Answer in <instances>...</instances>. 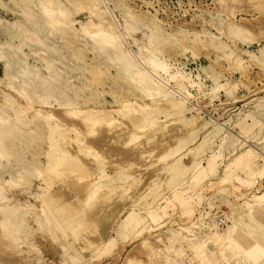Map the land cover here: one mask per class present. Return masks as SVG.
I'll use <instances>...</instances> for the list:
<instances>
[{"label":"rangeland","instance_id":"obj_1","mask_svg":"<svg viewBox=\"0 0 264 264\" xmlns=\"http://www.w3.org/2000/svg\"><path fill=\"white\" fill-rule=\"evenodd\" d=\"M0 98V264H264V0H0Z\"/></svg>","mask_w":264,"mask_h":264},{"label":"bare ground","instance_id":"obj_2","mask_svg":"<svg viewBox=\"0 0 264 264\" xmlns=\"http://www.w3.org/2000/svg\"><path fill=\"white\" fill-rule=\"evenodd\" d=\"M87 26H88V30H86V31H89L90 30V28H92V29H94L95 31H96V33L98 34V35H101V36H103V37H105V38H109L110 37V35L109 34H106L104 31H103V29H101V27L98 25V24H95L94 22H92V21H89V23L87 24ZM83 29V28H82ZM90 32V31H89ZM28 34H30V33H28ZM100 37V36H99ZM102 38V37H101ZM117 41V40H116ZM150 60V59H149ZM153 63V62H152ZM154 67V66H153ZM156 67V66H155ZM155 69V68H154ZM139 76H141V74L138 72L137 73ZM0 101H1V98H0ZM0 104H2V103H0ZM50 109V108H49ZM257 195H255V197H256ZM264 198V197H263ZM259 201L261 200V199H258ZM208 210V211H207ZM212 211H216V210H214V209H210L209 207H206L205 209L203 208V209H201V211H199L198 212V214H197V218H196V222L198 223V225H199V227H201L202 229H204V230H207V231H215V230H218L219 229V226H218V221L216 220L215 221V219L212 217V215H211V212ZM1 217V216H0ZM4 228V226H2V223H1V220H0V241L1 242H3V243H5V244H9L10 243V240H9V238H8V236H6V234H4V231L2 230ZM216 239H218L216 242H215V245H219L221 242H222V239H219V238H216ZM227 240H229V237H227L226 238ZM193 247H194V249L196 250V253L199 255V257H200V259H201V262H200V264H213L211 261H209L210 260V257H212L213 255H215L214 253H213V255H211L210 257H209V260H208V254L207 253H205V252H203V248H204V246H194L193 245ZM221 254V253H220ZM217 255V254H216ZM219 255H217L216 256V259H215V262L217 263V264H225V257H221L222 259V262L219 260V257H218ZM212 259V258H211ZM226 264H229L227 261H226Z\"/></svg>","mask_w":264,"mask_h":264},{"label":"built area","instance_id":"obj_3","mask_svg":"<svg viewBox=\"0 0 264 264\" xmlns=\"http://www.w3.org/2000/svg\"><path fill=\"white\" fill-rule=\"evenodd\" d=\"M205 209V208H204ZM217 213V212H216ZM216 213H215V211H212L211 212V215H212V217L215 219V221L217 220L218 222V226L220 227V229L221 228H223L224 227V225H225V216L224 215H222V216H220V217H217L216 218Z\"/></svg>","mask_w":264,"mask_h":264}]
</instances>
